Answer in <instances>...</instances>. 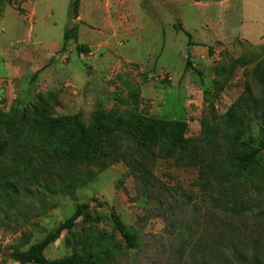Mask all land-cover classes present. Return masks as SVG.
<instances>
[{
  "label": "rangeland",
  "instance_id": "obj_1",
  "mask_svg": "<svg viewBox=\"0 0 264 264\" xmlns=\"http://www.w3.org/2000/svg\"><path fill=\"white\" fill-rule=\"evenodd\" d=\"M72 1L5 4L0 14V113H21L53 93L55 116L79 112L88 129L94 111L102 107L113 120L130 112L184 120L186 136H196L208 106L214 103L223 114L248 79L238 67L227 83L216 84L222 77L215 67L229 57L256 54L264 59V0H83L77 18ZM179 23L191 33L192 45L176 28ZM74 25L86 52H79L72 39L65 43V31ZM137 89L135 103L131 94ZM253 129L257 134V123ZM154 175L159 183L145 190L120 162L72 193H25L18 197L21 214L7 220L0 214V248L15 250L28 230L32 242L40 240L87 202L75 227L45 251L49 260L72 254V243L81 236L102 250L117 247L115 264H192L188 254L182 259L176 254L178 232L187 242L207 243L223 225L203 196L198 167L157 158ZM261 208L263 217L234 222V233L264 242V204ZM112 213L138 234L134 248L124 247ZM190 222L191 228L186 226ZM77 248L82 250L81 244ZM0 264L20 263L0 254Z\"/></svg>",
  "mask_w": 264,
  "mask_h": 264
},
{
  "label": "trees",
  "instance_id": "obj_2",
  "mask_svg": "<svg viewBox=\"0 0 264 264\" xmlns=\"http://www.w3.org/2000/svg\"><path fill=\"white\" fill-rule=\"evenodd\" d=\"M10 2L0 0V14ZM80 4L81 0L72 1L75 18ZM176 28L184 30L181 23ZM184 31L192 45L191 33ZM70 39L79 52L88 51V46L79 42L78 26L65 31V43ZM238 67H243L248 76L243 92L223 114H218L211 103L196 136H186L188 123L184 120L141 117L137 112L113 120L102 107L94 111L92 127L88 129L79 112L55 116L57 100L53 93L40 96L37 103L21 113H0V214L6 220L15 219L14 213L21 214L19 196L72 193L120 162L147 190L159 183L154 167L157 158H162L172 160L178 167H198L203 196L211 201L223 225L207 243L200 239L187 242L179 231V259L186 253L192 264H264V242L247 240L231 227L239 220L263 217L264 204V59L256 54L229 57L225 65L215 67L222 77L216 84L227 83ZM139 91L131 94L135 103ZM205 94L208 97L211 92ZM254 123L258 124L257 134ZM89 206L87 202L79 203L71 216L38 241H31L32 231L22 232L20 246L14 250L16 255H4L2 248L0 254L20 264H115L117 247L102 250L90 238L81 236L72 243V254L54 260L45 255L64 231L75 227ZM112 218L124 247L134 248L138 234L115 213ZM186 226L191 228V222ZM26 244L28 247L23 249ZM79 244L82 250L77 248Z\"/></svg>",
  "mask_w": 264,
  "mask_h": 264
},
{
  "label": "water",
  "instance_id": "obj_3",
  "mask_svg": "<svg viewBox=\"0 0 264 264\" xmlns=\"http://www.w3.org/2000/svg\"><path fill=\"white\" fill-rule=\"evenodd\" d=\"M4 255H9V256H14L16 255V253L14 252V250H11V249H5L3 250L2 252Z\"/></svg>",
  "mask_w": 264,
  "mask_h": 264
},
{
  "label": "crops",
  "instance_id": "obj_4",
  "mask_svg": "<svg viewBox=\"0 0 264 264\" xmlns=\"http://www.w3.org/2000/svg\"><path fill=\"white\" fill-rule=\"evenodd\" d=\"M83 0H81V2H82ZM81 5V4H80ZM109 9V6H107V10ZM79 13H80V10H79Z\"/></svg>",
  "mask_w": 264,
  "mask_h": 264
}]
</instances>
